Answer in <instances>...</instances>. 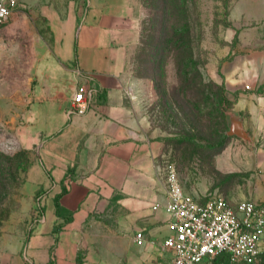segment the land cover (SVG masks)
<instances>
[{"label": "rangeland", "instance_id": "374dc122", "mask_svg": "<svg viewBox=\"0 0 264 264\" xmlns=\"http://www.w3.org/2000/svg\"><path fill=\"white\" fill-rule=\"evenodd\" d=\"M137 5L123 79L144 119L152 168L164 178L172 167L200 200L264 208V0ZM52 41L45 18L23 3L0 25V264H32L26 244L44 208L27 184L32 164L42 165L41 145L25 146L22 133Z\"/></svg>", "mask_w": 264, "mask_h": 264}, {"label": "crops", "instance_id": "0c3cea01", "mask_svg": "<svg viewBox=\"0 0 264 264\" xmlns=\"http://www.w3.org/2000/svg\"><path fill=\"white\" fill-rule=\"evenodd\" d=\"M20 3L43 16L53 36L52 57L41 68L43 85L22 133L25 146L41 145L42 165L32 164L27 189L42 195L44 208L27 241V257L32 264L157 261L169 235L165 180L152 168L144 119L123 79L136 39L137 0ZM72 63L70 72L59 66ZM87 77L98 90L95 102L85 115L68 116L76 86ZM137 232L144 233L143 245Z\"/></svg>", "mask_w": 264, "mask_h": 264}, {"label": "built area", "instance_id": "2783aa9c", "mask_svg": "<svg viewBox=\"0 0 264 264\" xmlns=\"http://www.w3.org/2000/svg\"><path fill=\"white\" fill-rule=\"evenodd\" d=\"M21 0H0V25L9 20ZM98 94L90 77L76 86L68 116L85 115ZM169 235L160 259L151 264H254L264 255V208L250 200L230 202L214 196L200 200L182 187L175 170L166 169ZM159 206H154L157 210ZM143 232L135 234L138 245Z\"/></svg>", "mask_w": 264, "mask_h": 264}, {"label": "trees", "instance_id": "16d2710c", "mask_svg": "<svg viewBox=\"0 0 264 264\" xmlns=\"http://www.w3.org/2000/svg\"><path fill=\"white\" fill-rule=\"evenodd\" d=\"M65 192H66V189L63 190V193H65ZM39 196H40V193H37V197H39ZM55 204H56V207H57V215H62L63 209L61 208V206L59 204V198L58 197L55 199ZM71 215L72 214H68V216L65 219V222H69L71 220ZM59 228L57 227V229H55V233L58 232Z\"/></svg>", "mask_w": 264, "mask_h": 264}, {"label": "water", "instance_id": "95a60500", "mask_svg": "<svg viewBox=\"0 0 264 264\" xmlns=\"http://www.w3.org/2000/svg\"><path fill=\"white\" fill-rule=\"evenodd\" d=\"M236 132H238V131H236ZM233 133H235V132H232V134H233Z\"/></svg>", "mask_w": 264, "mask_h": 264}]
</instances>
